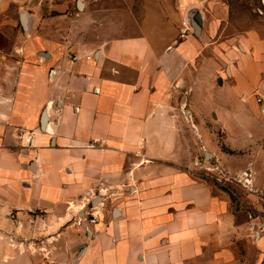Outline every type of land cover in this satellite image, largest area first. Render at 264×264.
Wrapping results in <instances>:
<instances>
[{"label": "crops", "instance_id": "obj_1", "mask_svg": "<svg viewBox=\"0 0 264 264\" xmlns=\"http://www.w3.org/2000/svg\"><path fill=\"white\" fill-rule=\"evenodd\" d=\"M132 1L0 0V264H264L256 226L197 173L224 158L212 124L235 144L255 134L243 116L264 126L254 35L212 49L194 0L138 1L167 34H110ZM12 9L26 28L19 13L6 30ZM87 204L97 220L78 225Z\"/></svg>", "mask_w": 264, "mask_h": 264}, {"label": "rangeland", "instance_id": "obj_2", "mask_svg": "<svg viewBox=\"0 0 264 264\" xmlns=\"http://www.w3.org/2000/svg\"><path fill=\"white\" fill-rule=\"evenodd\" d=\"M134 1L136 4L132 9H127V13L116 18L121 20L119 24L117 23L119 32L116 31V28L114 30L116 32L112 31L110 34L133 35L137 34L142 26L148 27L152 34L160 29L166 31L164 34L170 32L172 29L171 19L162 24L155 23L154 20L149 22L143 14L142 3L138 2L141 0ZM75 2L76 0H74L73 6H75ZM194 6L202 12L206 23L214 25V29H217L218 33L215 37L211 36L209 41L212 49L219 47L218 50L225 52L226 49L232 47L237 52H241L245 47L243 45V42L246 43L245 38L248 35H254L253 39L256 40V43L254 42L252 45L246 43V45L249 48L257 46L260 60L264 62V0H194ZM64 10L68 12L69 7ZM153 12L158 13L160 9L153 8ZM19 13L27 14V10H11L10 16L13 17V21L10 20L6 24V30L9 32L21 28ZM107 24L99 25L97 32L105 33ZM174 24L177 28H181V20ZM218 50L216 51L219 52ZM253 116L256 119H264L262 114L254 113ZM211 121L213 123V120ZM262 121L264 123V120ZM257 126L258 123L251 117L243 116L240 127L242 135L249 131L255 132V134H248V139L243 138L242 142L235 144L238 136L230 128L227 129L228 134H226L222 129L214 131L215 126L212 124V147L222 149L224 158L219 160V157L215 155L209 158L201 154V161L210 166L197 170L199 175L208 176L214 192L227 194L230 207L236 214L237 222H248L250 225L256 226V229H253L255 231L253 239L264 237V126L261 125L256 131ZM233 165H239V167L232 168ZM262 249H259L260 252Z\"/></svg>", "mask_w": 264, "mask_h": 264}, {"label": "built area", "instance_id": "obj_3", "mask_svg": "<svg viewBox=\"0 0 264 264\" xmlns=\"http://www.w3.org/2000/svg\"><path fill=\"white\" fill-rule=\"evenodd\" d=\"M186 29L183 28V32H185ZM85 213L83 216L79 217L76 220V223L78 225H83L84 223H94L97 220V217L99 215V208L95 205L87 204V206L83 207ZM10 219L17 222V225H20L22 223V219L17 215L15 212H11L9 215Z\"/></svg>", "mask_w": 264, "mask_h": 264}, {"label": "water", "instance_id": "obj_4", "mask_svg": "<svg viewBox=\"0 0 264 264\" xmlns=\"http://www.w3.org/2000/svg\"><path fill=\"white\" fill-rule=\"evenodd\" d=\"M79 4H80V6H82L81 1H79ZM22 20H23L24 27L26 28L27 27V16L25 14H23ZM201 25H202V21H201L200 16H196V18L193 20V26L195 28L196 34H199ZM46 121H47V113L44 110L42 115H41V126H42V128L45 127ZM208 156H210V155H208ZM97 200H98V198H95L93 200V204L96 203Z\"/></svg>", "mask_w": 264, "mask_h": 264}]
</instances>
